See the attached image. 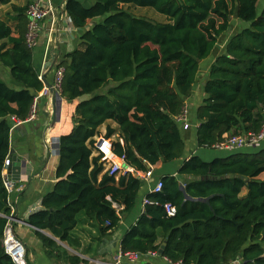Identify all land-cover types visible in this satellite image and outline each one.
Wrapping results in <instances>:
<instances>
[{"label": "trees", "instance_id": "obj_1", "mask_svg": "<svg viewBox=\"0 0 264 264\" xmlns=\"http://www.w3.org/2000/svg\"><path fill=\"white\" fill-rule=\"evenodd\" d=\"M26 7L13 5L15 27L0 18V63L16 86L0 79V264H15L2 247L10 216L2 175L10 121L27 120L43 89L25 41ZM130 7H149L165 21L136 15ZM65 11L75 27L84 29L81 47L55 65L64 68L60 97L77 101L74 125L58 138L56 182L42 196V209L27 220L45 254L60 257L55 238L80 247L71 235L77 215L93 221L105 236L120 221L112 203L123 206L121 213L135 205L141 179L130 172L116 178L103 172L100 155L91 156L94 137H101L99 126L110 120L116 127L107 125L102 137L135 170L182 160L176 172L181 182L173 175L160 178V191L147 194L141 214L123 233L121 252H157L164 241L160 255L170 264H264V141L210 160L196 154L187 158L183 129L175 120L195 86L200 61L236 27L209 66L195 111L196 145L212 148L224 135L259 132L264 0H94L89 7L66 0ZM165 203L175 207L174 215L166 214ZM66 259L67 264L84 262L76 255Z\"/></svg>", "mask_w": 264, "mask_h": 264}, {"label": "crops", "instance_id": "obj_2", "mask_svg": "<svg viewBox=\"0 0 264 264\" xmlns=\"http://www.w3.org/2000/svg\"><path fill=\"white\" fill-rule=\"evenodd\" d=\"M31 1H38L44 4L49 3L48 5L51 8V13L43 18L39 24L35 45L29 48H31L32 51V62L38 72V76L40 72H42L43 84L52 86L56 63L63 60L65 55L74 48L81 47L79 38L84 29L77 28L71 23L65 11L66 0H0V18L8 25L15 27L17 15L13 9V5L24 6ZM77 1L84 7H89L94 2V0ZM260 5L262 8V4ZM161 20L165 21V17L163 16ZM233 20L235 21L234 18ZM95 21L94 19L90 20L85 29L91 26ZM240 25L246 26L245 23H240ZM237 29L238 28L235 27L231 32L223 35V38L219 40L225 39L217 43L216 50L211 56L200 61L195 86L193 87L191 95L184 100L187 108H189L191 104L198 106L202 102L204 97L202 87L206 83L209 66L213 62L215 56L223 50L227 38ZM0 65L2 64L0 63ZM0 79L7 85L16 87L10 77L9 68L6 66L0 67ZM40 92H42V90ZM40 92L38 93L36 102L35 118L31 121H25L33 123V125L36 124V126H29V128H27V133H22L24 135L15 133V138L11 140L10 143V147H15L16 150L20 151L23 150L25 152L24 155L28 157L25 161L23 171L20 173V180L11 181V178L6 174L5 165L2 172L3 180L7 177L12 185L8 199L9 202L14 205V216L16 221H14L12 226L13 231L25 245L26 260L29 264H67V255L79 256L84 260L81 264H109L116 259L120 251V239L123 233L136 222L138 216L141 214L148 200L146 197L147 194L152 192L153 186L161 177L166 175L177 177L176 172L178 168L166 167L164 163L157 162L154 165H147L148 169L146 171L151 170L150 177L142 179L138 175L133 174L141 179V188L138 191L135 205L129 213H121L123 206L119 204L118 205L121 206L122 209L117 211L112 203V207L115 209L116 214L120 216L119 224L113 232L101 236L94 222L85 218L83 214H79L77 215V224L71 231V235L80 241V247L78 249H73L68 246L67 243L61 242L55 238L54 240L60 246V257H48L39 239L34 234L35 229L27 225L26 222L32 213L42 209V196L51 191L56 182L55 169L58 163V153L52 151V145L48 142V139L59 138L60 135L67 134L72 129L74 125L72 115L77 101L70 102L63 98L59 101L55 91L53 89L50 90V88H48V92L44 95L40 94ZM53 107H55L56 110L59 109V116L57 119H53ZM190 122L191 126L187 130H181V135L186 145L184 157L188 158L192 154L204 157L199 153V147L196 145L195 136L198 121L194 118V120H190ZM107 125L114 128L116 127L114 122L110 120L106 121L98 128L100 133L104 131L103 134L101 133V136L105 134ZM34 128L37 129L34 130ZM31 129L32 131L34 130V132H31ZM96 138L95 136L94 139ZM20 144L23 145L19 147ZM262 145L264 146V143ZM97 155V152L93 149L91 156ZM181 161L182 160H180V162ZM99 162L102 163L101 159ZM103 167V172L107 171L108 164L104 163ZM146 171L141 172L145 173ZM117 177L118 176H116V178ZM260 178H264V173L260 175ZM177 179L180 182L182 180L179 177H177ZM44 233L51 236L47 231H44ZM159 240H161V236H159ZM163 243L164 241L161 242V245ZM141 262L148 264H170L161 257L158 251L154 256L142 255Z\"/></svg>", "mask_w": 264, "mask_h": 264}, {"label": "built area", "instance_id": "obj_3", "mask_svg": "<svg viewBox=\"0 0 264 264\" xmlns=\"http://www.w3.org/2000/svg\"><path fill=\"white\" fill-rule=\"evenodd\" d=\"M49 4V3H48ZM48 4H44L38 1H31L27 4L25 15L28 20L27 24V32H26V44L28 47H33L36 43V38L38 35V29L39 24L43 18H45L49 13H51V8ZM64 68L58 67L55 68L54 71V77H53V83L52 88L55 91L57 95H60V85L62 81ZM42 72H40L38 78L43 82V76ZM43 89L40 94L44 95L48 92V88L45 84H43ZM38 94L34 98V102L32 104L31 112L27 120L25 121H31L35 118L36 114V102H37ZM189 109L184 105L182 112L175 118V120L180 124L181 128L183 130L188 129L191 126V122L189 120ZM25 121H14L15 124H20ZM262 141H264V124L260 128L259 132H250V133H244V134H238V135H232V136H224V139L220 142L215 143L212 148L218 149V150H226V151H232L237 150L244 147H251V146H257ZM48 142L52 145V151L57 152L58 149V138H50L48 139ZM95 151L98 155H100V159L102 163L108 164V173L110 175L116 174L119 176L120 174H126L128 172L132 174H136L142 179L148 178L151 175V170L146 171L145 173L139 172L135 170L134 168L128 166L123 157H118L112 150L111 141L109 139H106L104 137H97L95 139L94 143ZM8 165V161L6 160L5 166ZM4 185L6 187V190L9 194V192L12 189L11 182L6 177L4 180ZM162 187V182L159 180L155 183V185L152 188V192H159ZM147 203V202H146ZM8 206L10 208V216H8V221L3 229V238H2V247L5 251V253L10 257V259L15 264H27L26 260V248L24 243L15 235L13 231V224L14 221H16L15 216H12L14 214V205L11 204L8 199ZM113 207L119 211L122 209L121 206H119L116 203H113ZM164 210L167 215L172 216L175 214L176 209L175 207L170 203H165L163 205ZM156 254V251H150L146 254H139L135 252H121L119 251L116 259L109 264H148L143 263L142 261V255H151L154 256ZM165 259V258H164ZM166 260V259H165ZM237 261H233L231 264H235Z\"/></svg>", "mask_w": 264, "mask_h": 264}, {"label": "water", "instance_id": "obj_4", "mask_svg": "<svg viewBox=\"0 0 264 264\" xmlns=\"http://www.w3.org/2000/svg\"><path fill=\"white\" fill-rule=\"evenodd\" d=\"M45 85L47 88H50V90L53 89L51 87V85H49V84H45ZM57 98L59 101L61 100L60 95H57ZM52 115H53V119H57L59 116V109L56 110L55 107H53ZM10 124H11V140H13L15 138V136H14L15 133H18L20 135H24L22 133H27V128H29V126H31V127L36 126V124L33 125V123H28V122H22L20 124H15V122L13 120L10 121ZM27 124H28V126H27ZM36 129L34 128V130H36ZM34 130L32 131V129H31V132H34ZM22 145L23 144H20L19 147ZM24 154H25V152L23 150L22 151L16 150L15 147L9 148V152H8V156H7L8 165L6 166V174L11 178V181H19L20 180V177H21L20 173L23 171L26 159H28V157ZM186 198L190 199L188 196H186ZM26 224L31 226L28 222H26ZM163 248H164V243L160 246V248L158 250L159 254H162Z\"/></svg>", "mask_w": 264, "mask_h": 264}, {"label": "rangeland", "instance_id": "obj_5", "mask_svg": "<svg viewBox=\"0 0 264 264\" xmlns=\"http://www.w3.org/2000/svg\"><path fill=\"white\" fill-rule=\"evenodd\" d=\"M260 7L261 6H259V8ZM131 12H133L136 15L145 16L146 18H148L150 20H154V21H162L161 19L163 17L162 14L157 13L156 11H154L153 9H151L149 7H131ZM236 24H237V21L235 20L233 23V26H236ZM0 67L2 68L3 66L0 65ZM196 108H197V106L195 104H191L188 108L189 109L188 116H189V120H191V121H193L195 118L194 112H195ZM101 133L103 134L104 131H101ZM115 136H112V139H114ZM226 152H228V151L218 150V149H214V148H203V147L199 148V153L202 154L206 159H212V158L217 157V156H224L226 154ZM180 164H181L180 159H176V160H173L171 162L165 163L164 165L166 167H172V168L177 169L180 166ZM129 212H127V213H129Z\"/></svg>", "mask_w": 264, "mask_h": 264}]
</instances>
